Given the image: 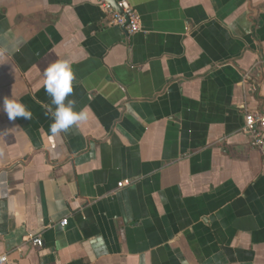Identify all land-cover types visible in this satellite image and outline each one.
Returning <instances> with one entry per match:
<instances>
[{
	"label": "crops",
	"instance_id": "crops-1",
	"mask_svg": "<svg viewBox=\"0 0 264 264\" xmlns=\"http://www.w3.org/2000/svg\"><path fill=\"white\" fill-rule=\"evenodd\" d=\"M99 1L0 0V97L32 114L0 111V252L264 264V155L241 131L264 112V0H116L133 35ZM58 61L88 119L52 134L43 73Z\"/></svg>",
	"mask_w": 264,
	"mask_h": 264
},
{
	"label": "clouds",
	"instance_id": "clouds-1",
	"mask_svg": "<svg viewBox=\"0 0 264 264\" xmlns=\"http://www.w3.org/2000/svg\"><path fill=\"white\" fill-rule=\"evenodd\" d=\"M43 75L44 90L51 97V104L55 105V110L52 112L53 122L49 126L50 132L59 134L78 122L86 121L88 119L86 110L75 111L74 100L65 103L66 97L73 92L74 73L71 65L67 61L52 63L44 70ZM0 111H3L10 121L18 117L30 120L32 116L23 104L3 97H0Z\"/></svg>",
	"mask_w": 264,
	"mask_h": 264
},
{
	"label": "built area",
	"instance_id": "built-area-1",
	"mask_svg": "<svg viewBox=\"0 0 264 264\" xmlns=\"http://www.w3.org/2000/svg\"><path fill=\"white\" fill-rule=\"evenodd\" d=\"M116 4L117 7L114 8L104 0L99 1L100 9L109 17L112 25L122 28L128 35L138 33L141 29L138 14L125 1H119ZM241 131L249 138L251 148L264 155V112L246 113L243 117ZM129 184V181H124L119 183L118 187L122 188ZM59 225L66 226L67 219L61 220ZM31 243L35 247L42 246V240L39 236L33 237ZM8 259V253L0 252V264H8Z\"/></svg>",
	"mask_w": 264,
	"mask_h": 264
},
{
	"label": "water",
	"instance_id": "water-1",
	"mask_svg": "<svg viewBox=\"0 0 264 264\" xmlns=\"http://www.w3.org/2000/svg\"><path fill=\"white\" fill-rule=\"evenodd\" d=\"M104 1L111 4L114 8L117 7L116 0H104Z\"/></svg>",
	"mask_w": 264,
	"mask_h": 264
}]
</instances>
